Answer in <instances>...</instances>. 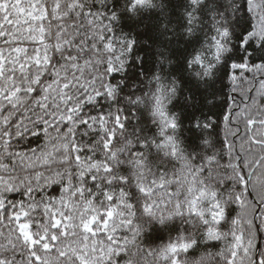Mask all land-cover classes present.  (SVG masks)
Instances as JSON below:
<instances>
[{
  "label": "trees",
  "instance_id": "16d2710c",
  "mask_svg": "<svg viewBox=\"0 0 264 264\" xmlns=\"http://www.w3.org/2000/svg\"><path fill=\"white\" fill-rule=\"evenodd\" d=\"M0 264H264V0H0Z\"/></svg>",
  "mask_w": 264,
  "mask_h": 264
},
{
  "label": "rangeland",
  "instance_id": "374dc122",
  "mask_svg": "<svg viewBox=\"0 0 264 264\" xmlns=\"http://www.w3.org/2000/svg\"><path fill=\"white\" fill-rule=\"evenodd\" d=\"M257 9L255 11H258L259 6L256 7ZM113 217L112 214H108V219H111ZM21 218H18V223H19V229H20V234L23 237V239L28 242L31 246L35 245L37 242L35 241V238H33L34 236L32 235L31 231H30V227L28 224L21 222L20 220ZM93 225H94V221L89 222L86 226H85V230L89 231V232H94L93 229ZM104 228L107 227V224H104L103 226ZM258 248V247H257ZM258 250V249H257Z\"/></svg>",
  "mask_w": 264,
  "mask_h": 264
},
{
  "label": "water",
  "instance_id": "95a60500",
  "mask_svg": "<svg viewBox=\"0 0 264 264\" xmlns=\"http://www.w3.org/2000/svg\"><path fill=\"white\" fill-rule=\"evenodd\" d=\"M250 197H251V199H252L254 202H256L255 199H254V197L252 196V193H251V192H250ZM259 250H260V244H258V250H257V253H259Z\"/></svg>",
  "mask_w": 264,
  "mask_h": 264
}]
</instances>
